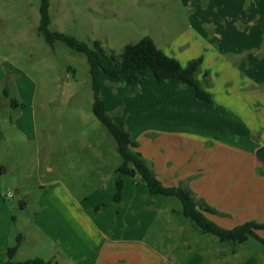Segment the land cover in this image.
I'll return each mask as SVG.
<instances>
[{
	"label": "rangeland",
	"instance_id": "rangeland-1",
	"mask_svg": "<svg viewBox=\"0 0 264 264\" xmlns=\"http://www.w3.org/2000/svg\"><path fill=\"white\" fill-rule=\"evenodd\" d=\"M40 3L0 0V119L5 138L0 152L5 168L0 171V212L3 205L12 221L10 233L0 238V260L6 259V249L15 244L19 233L22 241L14 260L54 253L59 240L47 233L46 226L53 224L50 211L60 206L84 211L93 225L116 226L118 236L142 237L158 250H166L168 245L180 264H196L193 257L200 254L204 255L200 264H249L248 260L264 264V246L258 240L220 242L215 236L199 234L181 214L178 198L143 197V191L148 190L138 174L121 176L126 196L114 202L119 177L115 169L122 159L115 139L92 111L86 56L62 41L50 44L38 32ZM49 15L50 30L72 35L88 45L99 41L107 53L114 54L143 36L151 37L158 48L181 61L202 56L203 48L224 51L246 41L249 48L241 52V68L253 77L255 70L264 76V0H49ZM146 79L141 90L102 76L100 96L114 120L144 126L143 115L149 119L157 114L142 98L170 94L171 88L158 86L152 74L142 81ZM188 137H179L183 147L180 144L176 161L180 164L187 157L182 149ZM137 139H132L136 145ZM194 146L199 152L208 148ZM212 152L215 162L202 175H218L220 170L236 173L249 161L242 147ZM246 167L249 169V164ZM191 168L194 170L193 164ZM134 194L140 201L127 208L124 205ZM88 232L90 241H95L97 238ZM237 245L238 253L229 254ZM58 251L60 258L64 257L63 251ZM218 251L230 256L222 258ZM130 256L132 263H143L135 253Z\"/></svg>",
	"mask_w": 264,
	"mask_h": 264
},
{
	"label": "crops",
	"instance_id": "crops-1",
	"mask_svg": "<svg viewBox=\"0 0 264 264\" xmlns=\"http://www.w3.org/2000/svg\"><path fill=\"white\" fill-rule=\"evenodd\" d=\"M238 45L236 48L225 49V52L219 49L204 50L205 48L201 52V71L198 77L202 79L203 73H207L203 84L212 93L213 104L196 99L193 88L182 81L170 79L159 82L154 78L158 86L171 88L170 94L160 92L157 96L151 94L142 98L143 102L148 104L146 106L151 107L157 114L149 116V119L146 118L147 115H143L142 118L146 122L144 126H137L136 122L128 120H126L128 124H124L131 138H138L136 150L146 159L161 183L165 186L188 185L195 198L203 200L220 212L205 214L225 229L248 221L264 223V164L255 157L256 149L264 145V76L255 70L257 75L253 77L241 68L240 61H244L241 52L249 47L246 41ZM179 61L185 65L189 59ZM2 77L0 74V85L3 83ZM146 82L147 79L129 85L132 88L141 87L142 90ZM157 83L152 81V85L156 86ZM160 94L166 96H159ZM103 100L106 105L105 99ZM2 127L0 119V152L1 143L5 141L1 132ZM182 135L189 137L185 149H182L187 151V157L184 159L185 162L180 164L176 158L180 144L183 147L182 142H179ZM195 144H199L200 148L206 146L208 148L199 152L195 146L191 147ZM240 147L246 152L249 161H245L246 163H243L236 173L220 170L218 175H202L204 169L209 167L211 162H215L213 160L215 157L210 155L212 151H219L220 148L234 151ZM194 158H198L197 162L192 163ZM192 164L194 170L191 168ZM248 164L249 169L246 167ZM4 169L0 160V171ZM121 176L123 175H119L120 178ZM122 182L124 187L123 179ZM143 192L141 194L143 197L150 195L149 190L147 193L145 190ZM125 196L122 190L119 202L124 200ZM139 201L138 195L134 194L130 198V203L124 206L132 208ZM2 207L0 238H5L6 234L10 233L12 221L9 210L3 205ZM173 211L177 213V210ZM50 212L53 217L50 222L53 224H48L46 231L53 233L59 242L55 252L47 257H41L42 259L56 264L59 261L62 264H134L128 257L135 253L142 259V264H180L175 256H171L168 245L166 250L165 247L158 250L142 237L118 236L115 234L118 230L116 226L102 225L100 222L93 225L84 211L70 207L61 209L58 206ZM119 212L120 207L117 208V215ZM88 230L93 234L91 237L97 238L95 241H90ZM196 230L199 234L212 235L201 232L197 227ZM109 231L113 234L111 235ZM122 231L126 230L122 228ZM261 231L264 232V230L255 232L264 238V235L259 233ZM85 235L88 237L87 241ZM250 238L253 237L242 243ZM58 249L63 251L64 257L60 258ZM238 250V245L232 246L228 253L236 255ZM217 255H221L222 258L230 256L225 255L224 251H218ZM89 257L91 261L88 260ZM203 258V254L194 255L192 260L200 264ZM246 263L253 264L250 260Z\"/></svg>",
	"mask_w": 264,
	"mask_h": 264
},
{
	"label": "trees",
	"instance_id": "trees-1",
	"mask_svg": "<svg viewBox=\"0 0 264 264\" xmlns=\"http://www.w3.org/2000/svg\"><path fill=\"white\" fill-rule=\"evenodd\" d=\"M39 15L37 29L48 43L62 41L70 48L86 56L93 91L92 111L115 139L116 150L122 159L116 168V172L119 175H130L133 168L135 174H138L147 186L150 194L177 197L181 202V214L188 218L201 232L214 235L218 241L242 243L249 237H253L264 246V238L255 232L256 230H264V223L248 221L231 229H225L206 216L205 212L213 213L216 212L215 209L203 201H197L188 186L163 185L149 167L146 159L136 150L137 145L126 130L124 123L114 120L108 114L105 102L100 96L103 75L132 84L142 81L147 75L152 74L159 82L170 79L182 81L193 88L196 99L213 104V95L203 84L207 73H203L202 79L198 77L201 71L202 56L193 58L183 65L176 57L168 55L158 48L149 36H143L134 44H126L120 54L107 53L99 41H94L92 45H88L72 35L50 30L49 0H41ZM13 104L17 105L15 102ZM115 187L116 192L113 200L118 202L123 190V182L120 177L116 179ZM21 241L22 234L19 233L16 236L15 244L7 247L6 259L0 260V264H52L50 260L40 257L21 261L14 260Z\"/></svg>",
	"mask_w": 264,
	"mask_h": 264
},
{
	"label": "water",
	"instance_id": "water-1",
	"mask_svg": "<svg viewBox=\"0 0 264 264\" xmlns=\"http://www.w3.org/2000/svg\"><path fill=\"white\" fill-rule=\"evenodd\" d=\"M255 157L264 164V145L258 147L255 151ZM130 175H135V170L132 168L130 171Z\"/></svg>",
	"mask_w": 264,
	"mask_h": 264
}]
</instances>
